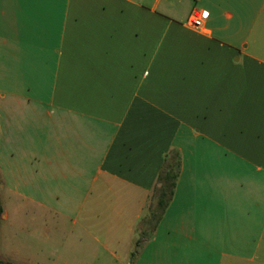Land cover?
Masks as SVG:
<instances>
[{"label": "crops", "instance_id": "crops-1", "mask_svg": "<svg viewBox=\"0 0 264 264\" xmlns=\"http://www.w3.org/2000/svg\"><path fill=\"white\" fill-rule=\"evenodd\" d=\"M0 206L7 264H262L264 0H0Z\"/></svg>", "mask_w": 264, "mask_h": 264}, {"label": "trees", "instance_id": "trees-1", "mask_svg": "<svg viewBox=\"0 0 264 264\" xmlns=\"http://www.w3.org/2000/svg\"><path fill=\"white\" fill-rule=\"evenodd\" d=\"M181 163L173 158L165 166L164 170L159 176L158 184L155 190V198H157V206L152 211L150 218L145 220L141 229V235L145 239L152 236L153 232L157 228L159 222L163 218L168 206L173 200L177 181L180 175ZM3 215V209L0 206V219ZM141 241L136 242V246L141 245ZM136 253V252H135ZM0 264H7L0 261Z\"/></svg>", "mask_w": 264, "mask_h": 264}, {"label": "built area", "instance_id": "built-area-1", "mask_svg": "<svg viewBox=\"0 0 264 264\" xmlns=\"http://www.w3.org/2000/svg\"><path fill=\"white\" fill-rule=\"evenodd\" d=\"M205 13L208 15L205 16ZM209 12L205 10H196L194 13L191 15L189 19V24L191 27L194 28H201L203 26L204 21H206L209 18Z\"/></svg>", "mask_w": 264, "mask_h": 264}, {"label": "rangeland", "instance_id": "rangeland-1", "mask_svg": "<svg viewBox=\"0 0 264 264\" xmlns=\"http://www.w3.org/2000/svg\"><path fill=\"white\" fill-rule=\"evenodd\" d=\"M139 232H140V231H139ZM141 233H142V232H141ZM141 233H140V234H141ZM140 238H141V237L139 236V238H138V239H140ZM141 239H142V238H141ZM140 246H141V245H140ZM140 246H139V247H137V246H136V243H135V244H134V250H135L134 252H137V251H139V248H140ZM262 264H264V259H263V263H262Z\"/></svg>", "mask_w": 264, "mask_h": 264}, {"label": "snow or ice", "instance_id": "snow-or-ice-1", "mask_svg": "<svg viewBox=\"0 0 264 264\" xmlns=\"http://www.w3.org/2000/svg\"><path fill=\"white\" fill-rule=\"evenodd\" d=\"M208 14L207 13H205V16H207Z\"/></svg>", "mask_w": 264, "mask_h": 264}]
</instances>
